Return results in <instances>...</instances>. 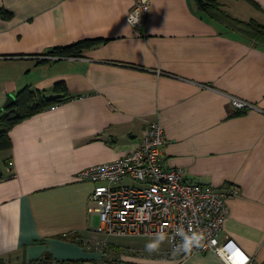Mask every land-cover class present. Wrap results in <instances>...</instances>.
Here are the masks:
<instances>
[{"label":"crops","instance_id":"1","mask_svg":"<svg viewBox=\"0 0 264 264\" xmlns=\"http://www.w3.org/2000/svg\"><path fill=\"white\" fill-rule=\"evenodd\" d=\"M199 0H149L140 25L133 0H0V107L24 85L71 97L12 125L0 150V264L49 254L71 264H225L214 251L167 258L157 239H110L88 213L94 181L81 169L134 149L148 124L166 137L165 166L215 189L238 187L218 240L232 239L264 264V46L254 45ZM240 20L264 24V0H216ZM216 10V11H214ZM215 14V16L212 15ZM82 38L104 39L78 57L42 54ZM40 53V54H39ZM38 54V55H37ZM51 59V60H50ZM231 97L251 106L234 109ZM153 245V247H149Z\"/></svg>","mask_w":264,"mask_h":264},{"label":"built area","instance_id":"2","mask_svg":"<svg viewBox=\"0 0 264 264\" xmlns=\"http://www.w3.org/2000/svg\"><path fill=\"white\" fill-rule=\"evenodd\" d=\"M149 6V0H133L126 21L140 25ZM230 102L234 106L243 103L236 98H230ZM165 141L162 125L154 120L134 149L78 171L80 178L95 182L88 195L87 210L90 215L97 214L94 230L103 235L101 240L93 236L83 238L82 243L102 251L113 238L164 237L167 245L157 248L163 257L214 251L225 264H261L232 239L218 240L228 211L227 199L236 195L237 185L230 183L223 189H215L186 180L181 167L165 166L162 154ZM192 237L195 242L186 249V238ZM21 264L65 263L62 259L36 258Z\"/></svg>","mask_w":264,"mask_h":264},{"label":"trees","instance_id":"3","mask_svg":"<svg viewBox=\"0 0 264 264\" xmlns=\"http://www.w3.org/2000/svg\"><path fill=\"white\" fill-rule=\"evenodd\" d=\"M198 2L200 3V8H204L207 11H209L208 7H210V12H212L211 8L216 9V16L219 21L225 22L226 26L235 29L242 36L248 37L254 45L264 46V24L254 19L240 20L225 13H222L221 17L219 14L221 10L216 7V0H199ZM212 15L215 16L214 13ZM0 16L7 19L11 16V12L0 7ZM103 40L99 38H82L65 45L49 47L41 54L78 57L84 50L95 46ZM35 60L36 63L48 61L44 57H36ZM52 92L54 94L46 95L44 89L26 84L14 92L12 101L0 107V150L11 147L12 142L8 130L12 125L49 105L61 102L72 96L67 93L66 85L62 80H58L52 85ZM1 178L2 174L0 171ZM40 258L44 260L53 259L49 254H43ZM69 262V260H64L65 264H71ZM129 264L131 263L129 262Z\"/></svg>","mask_w":264,"mask_h":264},{"label":"rangeland","instance_id":"4","mask_svg":"<svg viewBox=\"0 0 264 264\" xmlns=\"http://www.w3.org/2000/svg\"><path fill=\"white\" fill-rule=\"evenodd\" d=\"M49 92H50V91L47 90V91H45V94L48 95ZM233 98H236V97H231V99H233ZM236 99H238L239 101H242L243 103H242V105H240V106H234V105L232 104V107H233L234 109H242V108H245V107L251 106V104H250L249 102H247L246 100H244V99H240V98H236ZM183 177H184V175H183ZM97 217H98V216L94 215V217H93V222H94V223L97 222ZM134 237H135V238H131V239H130V240H131V244L134 245V246H137L138 242H139L141 239L146 240V243H147L148 240H150V239H157V245H165V243H166L165 239H163V238H149V237H146V236H134Z\"/></svg>","mask_w":264,"mask_h":264},{"label":"clouds","instance_id":"5","mask_svg":"<svg viewBox=\"0 0 264 264\" xmlns=\"http://www.w3.org/2000/svg\"><path fill=\"white\" fill-rule=\"evenodd\" d=\"M193 242H195V237L186 238L185 248L188 249ZM149 247L151 248L153 245H150Z\"/></svg>","mask_w":264,"mask_h":264},{"label":"water","instance_id":"6","mask_svg":"<svg viewBox=\"0 0 264 264\" xmlns=\"http://www.w3.org/2000/svg\"><path fill=\"white\" fill-rule=\"evenodd\" d=\"M13 100V95L11 93H9L6 97V100L4 101L5 104H8L10 101ZM4 104V105H5Z\"/></svg>","mask_w":264,"mask_h":264},{"label":"snow or ice","instance_id":"7","mask_svg":"<svg viewBox=\"0 0 264 264\" xmlns=\"http://www.w3.org/2000/svg\"><path fill=\"white\" fill-rule=\"evenodd\" d=\"M242 255V254H241Z\"/></svg>","mask_w":264,"mask_h":264}]
</instances>
